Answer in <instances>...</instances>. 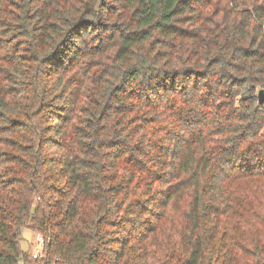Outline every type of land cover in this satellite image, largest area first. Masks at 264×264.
I'll return each mask as SVG.
<instances>
[{"label":"trees","instance_id":"1","mask_svg":"<svg viewBox=\"0 0 264 264\" xmlns=\"http://www.w3.org/2000/svg\"><path fill=\"white\" fill-rule=\"evenodd\" d=\"M264 0H0V264H264Z\"/></svg>","mask_w":264,"mask_h":264},{"label":"rangeland","instance_id":"2","mask_svg":"<svg viewBox=\"0 0 264 264\" xmlns=\"http://www.w3.org/2000/svg\"><path fill=\"white\" fill-rule=\"evenodd\" d=\"M22 238V247L28 253V264H33L32 258L34 254L37 252H40L41 254L43 253V247L38 242V235L29 229H24L22 232Z\"/></svg>","mask_w":264,"mask_h":264},{"label":"built area","instance_id":"3","mask_svg":"<svg viewBox=\"0 0 264 264\" xmlns=\"http://www.w3.org/2000/svg\"><path fill=\"white\" fill-rule=\"evenodd\" d=\"M38 242L43 246L44 244V238L42 236H38ZM43 253L41 254L40 252H37L34 254L33 258L38 259V258H43Z\"/></svg>","mask_w":264,"mask_h":264},{"label":"water","instance_id":"4","mask_svg":"<svg viewBox=\"0 0 264 264\" xmlns=\"http://www.w3.org/2000/svg\"><path fill=\"white\" fill-rule=\"evenodd\" d=\"M258 101L259 104H264V89H262L259 93H258Z\"/></svg>","mask_w":264,"mask_h":264}]
</instances>
